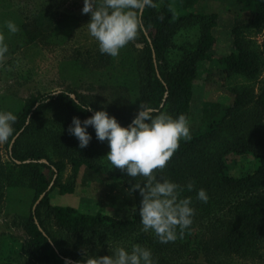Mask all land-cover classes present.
Listing matches in <instances>:
<instances>
[{"label":"trees","instance_id":"obj_1","mask_svg":"<svg viewBox=\"0 0 264 264\" xmlns=\"http://www.w3.org/2000/svg\"><path fill=\"white\" fill-rule=\"evenodd\" d=\"M156 1L155 7H146L141 13L142 48L138 50L139 56L132 53L133 56L130 53L124 55L120 72L112 78L116 88L131 94L134 97L132 104L139 106L131 113L137 114L140 105L145 103L157 109L154 115L167 112L175 117L183 113L190 122L194 87L201 76L202 64L207 68L204 70L206 79L217 75L221 81L234 76L254 80L261 75L264 59L243 38V32L264 23V0H237L239 15L232 29L233 47L225 56H217L214 51V29L219 19L215 10H192L196 0H179L177 6L176 0H165L162 8ZM57 2L61 5L48 7L47 0H0V27L4 28L7 18L14 19L25 45L47 43L58 31L62 21L58 16L63 19L61 9L66 3L64 0ZM191 24L200 25V42L195 49L186 50L173 69L162 70L161 60L176 31ZM231 91L232 101L228 106L205 104L201 114L204 125L195 129L190 139H181L179 147L163 169L154 170L158 179H170L180 185L181 198L191 197V206L195 209L193 217H209L211 239L203 244V249L208 251L207 256L213 251L212 245L235 254L249 253L258 241L264 239V87L260 94L245 88ZM52 93H39L26 100L13 124L14 135L10 138V141L15 139L9 152L10 158L29 161L24 167L32 174L31 187L35 197L39 200L46 193L35 212H30L24 218L21 216L28 236L26 244L29 254L45 264H65L66 259L77 264L88 256L47 233L42 219L43 209L53 217L59 228L73 235L104 232L117 239L139 233L152 245V254L167 253L168 248L162 247L159 240L154 242L150 236L142 233L139 213L142 197L139 190L133 191L132 186L137 184L135 181L125 180L126 187L135 199V209L129 219H118L103 213H83L73 206L52 203L51 193L56 188L61 194L74 192V184L58 181L66 169V163L61 160L53 162L45 150L32 148L22 154L20 143L38 127L40 117L49 109L59 107L70 120L73 117L84 120L96 110L89 98L80 91ZM88 105L93 111L84 110ZM251 108H256V111L249 113ZM136 114H133L134 117ZM133 118L126 122L122 119L118 121L122 126H128ZM88 130L95 131L92 126ZM244 155L254 158V171L238 178L231 176V157ZM71 162L75 176L82 167L103 171L102 167L88 158L75 157ZM49 168L51 177L45 173V169ZM2 175L0 155V199ZM189 184L192 185L191 189ZM201 188L209 195L207 202L197 198ZM180 231L177 230L176 247L185 249L184 244L189 241L186 242L184 231L182 236L179 235ZM171 261L159 259L155 264H179Z\"/></svg>","mask_w":264,"mask_h":264},{"label":"rangeland","instance_id":"obj_2","mask_svg":"<svg viewBox=\"0 0 264 264\" xmlns=\"http://www.w3.org/2000/svg\"><path fill=\"white\" fill-rule=\"evenodd\" d=\"M61 9L63 19L57 33L47 43L36 42L25 45L19 30L11 33L5 26L0 27V39L8 46V52L0 56V110L12 111L18 116L30 97L39 93L55 91H80L89 98L96 110L106 109L110 115L124 122L133 118L138 105L132 104L134 97L125 91H119L112 78L120 72L121 62L127 53L139 56L142 48L141 32L130 41L116 57L102 54L98 42L90 36L86 24L91 19L90 13H83L84 0H64ZM165 0H157L163 7ZM48 7L60 6L57 0H47ZM179 5V0L175 1ZM211 8L218 15V24L214 29L217 56H225L232 51V29L239 15L237 0H196L192 10ZM14 21V19H11ZM16 23V22H15ZM1 24V20H0ZM17 24V23H16ZM146 36L150 39L149 32ZM200 25L191 24L178 29L172 38L171 45L164 54L162 70L173 69L183 57L184 52L195 49L200 42ZM243 38L251 48L264 59V23L243 32ZM133 55H132V54ZM206 66H201V76L194 87L190 134L202 127L201 114L205 104L228 106L232 97L231 90L250 89L256 94L264 87V70L257 79H246L234 76L226 81L219 80L217 75L206 79ZM210 80V81H208ZM120 92V93H119ZM122 94V95H121ZM251 108L249 113H254ZM72 120L59 108L49 109L40 117L39 125L22 139L20 150H45L53 161H64L65 171L58 177L62 184H74V192L61 194L56 188L51 193V201L56 205L73 206L83 213H103L118 219H129L135 209V199L125 185V180L143 184V176L131 177L126 171L114 168L107 160L109 145L107 140L96 138L95 131L88 130L92 139L80 148L78 139L69 133ZM14 140L0 143V155L3 168L2 198L0 199V264H45L34 259L27 250V233L24 218L33 211L38 198L31 187L32 174L24 164L29 161L12 160L9 156ZM88 158L103 168L97 172L82 167L77 176L74 174L72 158ZM48 164L47 160L44 161ZM255 161L249 155L231 157L229 174L242 177L254 171ZM52 176L51 169H45ZM114 176H118L114 178ZM57 179L56 176H54ZM13 182V183H12ZM41 202V201H40ZM39 205V204H38ZM192 218L191 225L183 231L187 235L185 249L176 247V241L160 243L168 248L167 253L152 254L154 264L159 259L173 260L179 264H264V239L249 253L235 254L213 247L208 252L203 249L211 239L210 221ZM42 219L46 231L61 240L71 249L88 255H108L109 247L123 246L131 250L133 244H140L151 249L149 241L139 233L125 238H114L104 232L77 236L59 228L53 217L42 210ZM220 226V225H218ZM220 228V227H218ZM143 230V229H142ZM179 230V227L177 228ZM152 241L159 240L154 232L142 231ZM172 249V250H171ZM152 250V249H151Z\"/></svg>","mask_w":264,"mask_h":264},{"label":"clouds","instance_id":"obj_3","mask_svg":"<svg viewBox=\"0 0 264 264\" xmlns=\"http://www.w3.org/2000/svg\"><path fill=\"white\" fill-rule=\"evenodd\" d=\"M146 7H155L154 0H84L82 12L91 14L86 26L102 54L116 57L136 38L142 27L141 13ZM6 27L11 33L19 30L11 20L6 21ZM7 52V44L0 39V56ZM84 110L93 111L90 105ZM154 113L156 108L142 103L132 122L122 126L106 109L95 110L84 120L73 117L68 131L78 139L80 148H84L92 139L88 131L92 126L97 139L107 140L110 150L106 158L114 168L126 171L131 177L146 178L143 184L132 186L142 197L139 213L143 230H151L161 243H168L177 239L178 227L182 236L183 230L191 225L195 209L191 206V197H180L178 183L158 179L154 170L165 167L181 139L191 138L190 124L183 113L175 117L167 112ZM16 120L12 111L0 110V143L10 142ZM188 187L191 189L192 185ZM197 198L207 202L209 195L201 188ZM109 251L108 255H88L77 264H154L151 249L138 243L131 250L117 246L109 247ZM65 264L73 262L66 259Z\"/></svg>","mask_w":264,"mask_h":264},{"label":"water","instance_id":"obj_4","mask_svg":"<svg viewBox=\"0 0 264 264\" xmlns=\"http://www.w3.org/2000/svg\"><path fill=\"white\" fill-rule=\"evenodd\" d=\"M159 77L161 78L160 75H159ZM14 141H15V139H14ZM49 189H50V188H49ZM45 195H46V193H44V194L40 197V199L38 200V202L36 203V205H35V207H34V209H33L34 212L36 211V208H37L38 204H39L40 201L44 198ZM36 222H37V224L39 225V223H38L37 220H36ZM39 228H40L41 231L44 232V230L42 229V227H41L40 225H39ZM45 235H46V233H45Z\"/></svg>","mask_w":264,"mask_h":264}]
</instances>
